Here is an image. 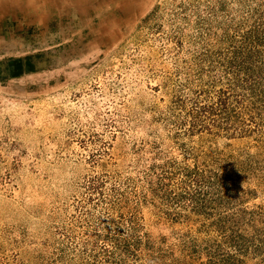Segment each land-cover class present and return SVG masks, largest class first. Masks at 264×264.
<instances>
[{
  "label": "rangeland",
  "instance_id": "374dc122",
  "mask_svg": "<svg viewBox=\"0 0 264 264\" xmlns=\"http://www.w3.org/2000/svg\"><path fill=\"white\" fill-rule=\"evenodd\" d=\"M41 1L0 11L34 68L0 76V264H264V0Z\"/></svg>",
  "mask_w": 264,
  "mask_h": 264
},
{
  "label": "trees",
  "instance_id": "16d2710c",
  "mask_svg": "<svg viewBox=\"0 0 264 264\" xmlns=\"http://www.w3.org/2000/svg\"><path fill=\"white\" fill-rule=\"evenodd\" d=\"M256 38H258V37H256ZM256 40H258V39H256ZM237 54L243 55V52H240V50H239V52H237ZM244 54L245 55H243L242 59H239L238 62H234L233 59H230V60H231V62H234L236 69H239L240 71L244 72L247 80L252 81V83L249 85V87L253 90H256L261 84L260 83L261 78H263V80H264V76L262 75L263 73H261L262 72L261 69L258 68L257 70H255V66L257 67V65L255 63V57H254L255 55H253V54L248 55L247 53H244ZM256 55H257V53H256ZM256 57H257L256 61H260L259 56L257 55ZM2 66H3V64L1 63L0 64V76H1L2 72H5L8 74L9 78H16V77H19L26 72H33L34 71L33 65H32L31 61L29 60V58L25 59L24 61H22V59H20V58L10 61L8 63V65L7 64L4 65L6 67L5 71L2 70ZM261 75L263 77L259 78ZM260 91H261V94L264 92L262 89ZM226 106H227L226 99H221L219 101V104H217L216 106L210 105V108L208 110H210V112H212V113L210 114L209 117L213 118L212 119L213 122L216 121L219 125H221V123H219L218 120H220V118L222 119L223 115L227 116L225 114H227V112L229 110ZM201 110H203L204 112L206 111L204 107ZM193 118L196 121V123H198V124L193 123V125H192L193 127L196 126L197 129H202V130L207 128L208 125L206 122H204V121L197 122V120L199 119V116L194 115ZM206 119H207V117H206ZM198 189H199V186H198ZM178 196H180V195H177L176 199L178 198ZM240 238H242V237L240 236ZM231 240L233 241L235 239L231 238ZM240 247H241V249H244V247L242 245H240ZM230 257H231V255L224 256V257H222L223 258L222 260H228Z\"/></svg>",
  "mask_w": 264,
  "mask_h": 264
},
{
  "label": "crops",
  "instance_id": "0c3cea01",
  "mask_svg": "<svg viewBox=\"0 0 264 264\" xmlns=\"http://www.w3.org/2000/svg\"><path fill=\"white\" fill-rule=\"evenodd\" d=\"M41 2L43 6L40 3L35 6L37 11H45V1L42 0ZM22 6L31 8V0H0V11H16L17 8Z\"/></svg>",
  "mask_w": 264,
  "mask_h": 264
}]
</instances>
